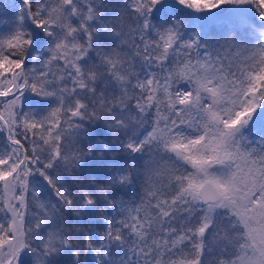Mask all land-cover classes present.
Segmentation results:
<instances>
[{"label":"snow or ice","instance_id":"obj_1","mask_svg":"<svg viewBox=\"0 0 264 264\" xmlns=\"http://www.w3.org/2000/svg\"><path fill=\"white\" fill-rule=\"evenodd\" d=\"M0 264H264V0H0Z\"/></svg>","mask_w":264,"mask_h":264},{"label":"rangeland","instance_id":"obj_2","mask_svg":"<svg viewBox=\"0 0 264 264\" xmlns=\"http://www.w3.org/2000/svg\"><path fill=\"white\" fill-rule=\"evenodd\" d=\"M2 142H3V134L0 135V143H2ZM0 215H2V214H0Z\"/></svg>","mask_w":264,"mask_h":264},{"label":"trees","instance_id":"obj_3","mask_svg":"<svg viewBox=\"0 0 264 264\" xmlns=\"http://www.w3.org/2000/svg\"><path fill=\"white\" fill-rule=\"evenodd\" d=\"M15 3H19V2H17V1H14ZM0 135H2V134H0Z\"/></svg>","mask_w":264,"mask_h":264},{"label":"water","instance_id":"obj_4","mask_svg":"<svg viewBox=\"0 0 264 264\" xmlns=\"http://www.w3.org/2000/svg\"><path fill=\"white\" fill-rule=\"evenodd\" d=\"M15 1H18L19 2V0H15Z\"/></svg>","mask_w":264,"mask_h":264}]
</instances>
